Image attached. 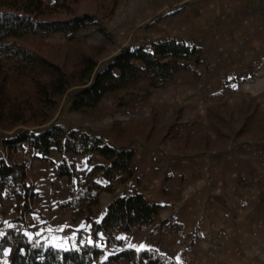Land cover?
<instances>
[{
  "label": "rangeland",
  "instance_id": "rangeland-1",
  "mask_svg": "<svg viewBox=\"0 0 264 264\" xmlns=\"http://www.w3.org/2000/svg\"><path fill=\"white\" fill-rule=\"evenodd\" d=\"M165 1L43 0V4L48 7L45 9L43 6L40 10L36 9L34 3L31 8L35 10L34 15L37 20H65L83 16H89L91 20L74 33L28 34L14 40L17 45L59 65L67 75L69 88L56 103L43 104L33 99L35 84L31 78L14 75L10 79L12 82L10 100L23 108L32 106L36 111L26 112V119L31 120L30 124L10 126V120H7L3 123L4 126L0 125V161L10 158L11 161L26 160L28 163L26 172L31 173L37 157L23 150L22 155L11 154L9 158V153L2 142L3 138H8L24 129L40 130L57 124L65 127L68 132L75 130L73 128L76 126L77 131L97 136L94 132L100 128L106 133L112 132L118 145L109 143L117 147H153L168 151L172 149L187 151L189 155L198 157L204 155L233 157L236 150L241 149L243 173L239 172L237 175L228 173L227 180L238 181L249 193L257 192L260 187L256 184L264 181V75L258 76L256 73L251 77H238L228 82L222 80L220 82L222 88L215 91L213 87L208 86L211 84L210 78L203 77L196 70L199 65L191 61L188 63L189 68L178 71L172 81L162 87H148L144 82L131 90L108 93L95 108H86V111L71 109L72 94L85 84L80 80L81 62L86 58L97 61V66L88 79L90 83L95 74L108 65L123 49L136 47L132 45V40L138 34L141 24ZM29 2L0 0V8L3 11H20ZM204 63L203 61L202 64ZM147 87L148 93L144 91ZM42 118L48 119L43 126L32 124ZM99 137L107 141L103 136ZM134 150L136 152V149ZM68 156L73 157L71 160L76 165L83 157L72 154ZM135 159L136 155L133 162L135 174L131 180L140 171L136 170ZM79 167L83 169L80 164ZM158 171L156 170L157 174L160 173ZM80 174L79 170L73 186L69 181L72 197V191L78 190V183L87 179L88 173L85 180L80 178ZM206 174V172L205 175L202 174L201 170L199 173L194 170L182 173L178 178L181 184L187 186L203 180H210L214 186H217L218 181L223 178H220L217 168L216 171L212 169V172L207 174L209 177ZM168 178L173 177L171 175ZM131 180L118 185L113 193H101L99 207L101 215L111 203L104 202L106 196L112 198L127 194V186L122 193L118 188H123ZM136 184L139 186L138 182ZM10 204L11 201H7L0 211V236L6 229L19 226L10 221ZM166 212L164 220L172 219L176 223V220L171 218V214ZM159 220H162L160 215ZM156 225L157 223L150 230L135 229L127 233L129 240L133 244L141 242L142 248L156 250L160 255L174 260L177 264H264V249H262L264 243L261 238L204 236L200 233L201 228L194 230L193 233H184L181 225L177 231L153 230ZM77 227L85 232L82 242L92 243L88 224L83 221ZM26 233L32 237L30 231ZM234 239L239 249L234 250L232 247L233 249L228 251V245L231 244L228 241ZM69 242L76 247L72 237ZM8 254L9 250L0 257V264H8ZM109 255L110 252H106L94 264H131L126 261L108 263Z\"/></svg>",
  "mask_w": 264,
  "mask_h": 264
},
{
  "label": "trees",
  "instance_id": "trees-1",
  "mask_svg": "<svg viewBox=\"0 0 264 264\" xmlns=\"http://www.w3.org/2000/svg\"><path fill=\"white\" fill-rule=\"evenodd\" d=\"M28 1L30 2L20 11H3L0 8L2 126L7 120H10V126L30 124L31 120L26 119V112L36 111L32 106L23 108L10 100V79L14 75L31 78L35 84L33 99L43 104L56 103L69 88L67 75L59 65L17 45L14 40L28 34L74 33L91 20L89 16L52 21L37 20L35 10L31 6L36 3L37 10L43 6L46 9L48 6L43 4V0ZM202 56V49L188 46L177 39L153 43L151 51L143 46L127 47L95 74L90 83L88 79L93 74L97 61L86 58L81 62L80 70V80L85 84L72 94L71 109L81 111L85 108H95L108 93L131 90L144 82L148 87H162L171 82L178 71L189 68V62L202 64ZM47 122V118H42L32 124L43 126ZM2 142L9 158L11 154L22 155L24 145L33 148L37 158L43 161L50 162L54 153H60L62 159L59 164L53 166L52 177L55 181L65 177L72 186L79 171L76 164L68 159L69 154L83 156L89 163L99 154L109 162L106 168L93 167L87 179L78 183V190L72 191V200L61 206V209L72 211V224L80 225L83 221L88 224L92 243L82 242L85 233L83 229L77 230L76 247L63 250L49 245L40 237L30 238L22 229L8 228L0 236V257L9 250L8 264H94L106 252L111 253L107 259L108 263L126 261L131 264H177L156 250L132 249L127 246L126 240L118 236L131 233L135 229L150 230L155 223L157 225L153 230L177 231L181 228L172 219L159 220L164 207L146 198L137 188L118 196L105 208L101 217V193H113L118 185L134 177L133 162L136 152L132 147H117L102 137L77 130L68 132L65 127L57 124L40 130L24 129L3 138ZM11 160L10 158L0 161V209L6 201L13 200L10 221L25 228V217L35 210L32 205L38 196L28 182L27 161ZM99 174L111 184L103 186L98 183L96 179Z\"/></svg>",
  "mask_w": 264,
  "mask_h": 264
},
{
  "label": "crops",
  "instance_id": "crops-1",
  "mask_svg": "<svg viewBox=\"0 0 264 264\" xmlns=\"http://www.w3.org/2000/svg\"><path fill=\"white\" fill-rule=\"evenodd\" d=\"M173 39L202 49L205 63L196 70L203 77L210 78L208 86L215 91L222 88V80L228 82L256 73L264 75V0H166L146 17L132 45L151 51L153 43ZM81 111H86V108ZM73 129L77 130V127ZM94 135L103 136L108 142L118 145L110 131L106 133L97 128ZM132 147L136 149L135 167L141 175L136 173L133 180L118 188L120 193L126 186L127 193L134 187L138 188L146 198L164 207L160 213L162 220L166 219L168 211L171 218L183 226L184 233H193L201 228L200 233L204 236L257 237L264 243V181L256 184L260 187H255L257 192L249 193L238 181L227 180L228 173H243V150H236V154L228 156L231 157L228 159L218 155L192 156L187 151L172 149ZM24 151L37 157L35 150L27 145H24ZM72 158L68 156L71 162ZM61 159L62 156L56 153L50 157V162L39 158L34 160V167L27 174L28 182L38 196L32 205L35 210L25 217V228L22 225L11 228L22 229L27 236L26 231H30V238L37 236L49 245L69 250L75 247L69 239L72 237L77 243V230L80 228L72 224L71 211L61 209L73 198L69 180L64 177L55 181L52 177L53 166ZM79 164L92 169L95 166L106 168L109 162L96 154L90 163L86 158L79 159L78 171L81 170ZM216 168L220 178L223 177L217 186L210 180L187 186L178 178L182 173L194 170L197 173L201 170L205 175L212 169L216 171ZM156 170L160 173L157 174ZM96 181L103 186L111 184L100 174ZM118 196H106L104 202H112ZM8 201H11V217L13 200ZM118 236L126 240L130 248L148 250L142 248L141 242L133 244L127 233ZM228 242L231 243H228V251L232 247L237 249L235 239Z\"/></svg>",
  "mask_w": 264,
  "mask_h": 264
},
{
  "label": "built area",
  "instance_id": "built-area-1",
  "mask_svg": "<svg viewBox=\"0 0 264 264\" xmlns=\"http://www.w3.org/2000/svg\"><path fill=\"white\" fill-rule=\"evenodd\" d=\"M91 169L90 168H88V167H84L82 170H80V178L82 179V180H85V177H86V175H87V173H89V171H90Z\"/></svg>",
  "mask_w": 264,
  "mask_h": 264
}]
</instances>
